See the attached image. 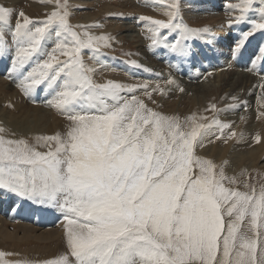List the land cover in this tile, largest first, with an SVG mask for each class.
Segmentation results:
<instances>
[{
    "label": "snow or ice",
    "instance_id": "1",
    "mask_svg": "<svg viewBox=\"0 0 264 264\" xmlns=\"http://www.w3.org/2000/svg\"><path fill=\"white\" fill-rule=\"evenodd\" d=\"M42 2L53 9L38 21L0 5V55L10 49V33L15 45L10 72L22 77L18 87L31 97L43 86L54 94L48 105L70 123L64 136L35 138L46 152L26 138H5L0 128V189L61 211L67 251L44 264H264V185L233 187L235 177L196 153L216 135L214 129L223 135L230 125L216 117L200 123L206 117L195 114L182 122L135 95L142 91L152 100L153 93L165 94L159 84L97 82V69L85 62L84 53L100 64L112 37L93 35L99 24H72L68 0ZM152 2L166 5V19L139 17L149 33L148 48L190 57L188 42L210 29L184 22L182 0ZM229 7L239 12L229 19V28L250 12L258 14L241 33L238 52L264 32V0H240ZM30 63L35 66L25 74ZM165 83L176 81L170 77ZM5 255L0 252V264H6Z\"/></svg>",
    "mask_w": 264,
    "mask_h": 264
},
{
    "label": "rangeland",
    "instance_id": "2",
    "mask_svg": "<svg viewBox=\"0 0 264 264\" xmlns=\"http://www.w3.org/2000/svg\"><path fill=\"white\" fill-rule=\"evenodd\" d=\"M68 2L70 5V10L72 12V16H71L72 24L74 25L76 24H82V25L102 24L103 26L100 25V27L98 28L91 29V32L93 31L92 34L93 35L106 34L112 37L111 47L102 49L104 55L103 57H101L100 64H95L93 61L88 59L89 55H91L90 52L85 51L84 53L85 62L90 67H94L97 69L95 73V77H94L97 82H105L109 79L122 82V83H128V84L148 82L152 87H155L157 84H159L162 88H166L168 84H166L165 82L169 79V77H171L172 79H175L176 84L170 85L171 88L165 89V94L162 95L159 92L152 94V100H154L156 103H153L152 100H150L147 96H145L142 91H137L135 95L138 98L143 99L145 103L147 102L146 103L147 106L152 108L153 110L158 111L160 113H162L161 111H163L162 114L168 115V116H179L182 122L185 116L188 117V116L195 114L197 117H201V118L206 117V119L199 120L198 122L200 123H210L213 117L218 118L220 121L224 123H228L230 127L224 130L223 135H220L219 131L214 129L213 131L216 133V135L206 138L203 146H200L196 149V153L199 156H202L204 158L211 160V158H209L211 153L215 155L218 154L220 158H225V157L220 156V155H223L225 151H221L219 153V150H216V151L213 150L212 145L214 144L216 148L222 147V149H224L225 147H227L228 148L227 150L234 149V150H238L237 152H242L243 154H245L246 152L252 149H260L261 154H260V159H258L257 161L258 163L254 165L253 164L249 165V167L247 165L248 161L245 162V161L240 160V161L235 162V164H228L229 166L227 167H225L224 165L225 163L224 159L223 160L216 159L212 161L218 167L222 166L227 176L236 178L237 184L232 185L233 187H238L240 188V190H246L243 187V185L245 183H248V184L254 185L256 189L259 190L260 186L264 185V166H263L264 165V143H263L264 142V130H263L264 129V115H261V113H264V95L261 99H259L257 105L255 106L254 110L256 114L253 116L251 113V116L248 119V122H251L252 119L253 120L255 119L252 127H250L251 129L245 130L243 126L247 125L246 121L248 117L246 115L245 116L243 115L245 111L249 110L248 106L245 107L242 102V99H238V98L235 101L232 100L229 102L227 100L229 90H227L226 86H224L225 84L227 85L228 81L230 85H233L232 84L234 83L233 81L238 79L236 77L241 75V74H238V72H241V69H243L245 72L247 71L254 72V71H257L258 67L260 66V70H258L259 71L258 74L259 73L260 74L262 73V74L259 75L260 80L258 82V86H259L258 90L264 93V51H262V49H264V32L262 33L258 31L257 33H255L257 35L254 34V36L251 37L248 40V42L245 44V46L238 52L235 51V46H236L235 41H236V38L239 37L238 35L239 33H236V32L230 33V31L228 30V31H223V32L220 31L221 33H218L220 35L212 34L213 27L215 25L221 24L222 26H225V25L228 26L227 24H228L229 19L234 18L235 16L239 15V12L231 10L229 5L237 4L240 2V0H211L210 2L206 3L207 5L206 4L204 5L205 7L204 11L197 10L200 6L203 5V0H182V15L184 18V22L187 23L190 27L210 29V33L204 35L203 38L197 37L188 42L190 49H191V55L190 57L184 58V59L174 56L173 54L169 53L166 49H163V48H156L152 50L148 48V45L150 44V40L147 38L149 36V33L147 32V29L145 27V22H141L139 20V17L140 16H151L156 19H166V16L164 15V12L166 10V5L153 3L152 0H68ZM48 4L49 3L42 2V0H3L0 2V5L13 8L15 9L16 13H18L19 11H23L27 16L29 17L31 16L30 18H32L33 20H37V21L43 20L45 18L46 13H49L51 11L45 10L44 13L40 15H36L32 13L31 8H33L34 6H39V7L41 6L44 9H47L49 7L53 9V4H51V6H49ZM188 11L189 12L192 11V12L189 13ZM199 12L201 13L198 14ZM251 14L258 15L257 13L250 12L248 13V16H250ZM254 17H253L254 19H258V16L257 17L254 16ZM84 18L85 19L91 18L93 20H90L88 22V21H85ZM16 19H17V16L14 13L12 16V26L13 27L15 25ZM132 19L135 21L136 24L130 23L129 25L132 27L131 29L133 31V36L130 38V37H126L125 34L127 33L124 31V26L122 24L124 25L129 24V22L127 21H133ZM133 28L135 29V31ZM232 30L234 31L235 28ZM6 38L9 41L10 49L7 53L0 55V81H1L0 88L3 87L2 89H0V112L5 113V115L8 117H11V116L17 117L18 115H21V114H28L30 115V118H31L36 115L37 116L40 115L41 119L40 121L37 122V125H35L36 120L33 121V119L31 118V121L28 122L26 126L24 127L25 128L29 126H32V127L28 129L25 133L22 130V133L20 134L18 133L16 138H26L28 139L31 145L36 146L38 151L46 152L49 150L48 147L37 144V141L35 138L37 136L52 135L57 132L61 133V135L64 136L66 132L68 131V126L70 122L67 120L65 115H62L61 113H59L55 108L50 107L49 109H47L45 107L46 105H44L42 101H38L39 95L37 93L43 90L45 91L43 86L36 89L33 92L31 97L25 95L24 92L21 90V88L18 87L19 83H17L15 79L19 78L20 75L17 73L10 72L11 65L6 60V57L8 60L9 58H11L12 60V58L15 56V45L12 44L11 42L10 33L7 34ZM52 46H53L52 40H49L48 43L45 45L46 49L48 50H50ZM236 52L238 53V57L236 55ZM165 56H167V59L164 58ZM225 56H228V57H225ZM141 58L149 62H153L155 60L154 62L158 64L156 68L159 70L157 71L155 69H152L154 67L151 66L152 65L151 63L143 64L141 61ZM61 59H63V57H61ZM132 61H136V63L140 65V67L134 66L131 63ZM116 63L119 65H117ZM199 63L200 64L202 63L201 64L202 66H208L209 64L211 66H215V68L213 67L214 69L212 68L210 70L211 72L213 71L210 74L212 76L214 75L213 79L210 82L207 81L209 78V75H207L209 74L208 73L209 70L206 69L205 73L207 75V78L205 77L204 80L201 82L204 83L205 86L209 85L208 89L210 91H208V93L213 94L214 96H216L217 99L219 98L220 101L219 99L218 100L211 99L212 101L209 99L207 101L208 103L206 104V108L203 107L202 111L194 110V112L191 114L190 109H186V110L184 109L185 111L183 109L182 110L181 109L179 110V108L177 109L176 108L178 106L177 105L178 102L176 103L177 99H175L174 102H172L170 99H173L174 96L177 97L181 95L182 91L180 89L177 90V86L178 88H182L181 84L182 85L186 84L185 81L181 78H183V76L186 77L185 75H187L189 71L193 69L196 65H199ZM254 63H258L259 66L256 68L254 66ZM34 66H35L34 63H30L22 71H24L26 74V72L30 70L31 67H34ZM118 66H120L121 68ZM217 67H218V70H217ZM136 69L144 70L149 75V77H145L141 75L140 72L137 71ZM146 69L150 71H146ZM179 69H181L182 71L181 70L178 71ZM248 69H251V70H248ZM7 71L9 72L11 77L10 76L8 77L6 73ZM133 71L140 75L138 76L135 75ZM160 71L162 72L160 73ZM165 74L167 76L166 78L164 76ZM224 76L227 77V79L224 78ZM233 76L234 77L236 76L235 77L236 79L229 78ZM240 78L239 80H242L244 76H240ZM8 82L9 84L13 85L12 89L6 87L8 85ZM177 82H180V83H177ZM198 82L199 80H195L193 84H197ZM214 83H216L217 85H215ZM187 85H189V83ZM45 92L49 95V100H51L54 94L49 91H45ZM208 93L206 95H208ZM202 95H205V94H202ZM231 96H233V94ZM165 98L167 100H165ZM236 101L238 103H236ZM170 102L173 106H171V104H168ZM233 104H240L239 106L243 107L241 111L238 112L239 115L232 116L231 115L232 112H231V113L226 114L225 117H222L224 114L223 110L225 108L230 109L231 108L230 106ZM212 105H215V108H216L215 111L212 110ZM44 108L45 110H42ZM16 110L19 112H16ZM54 116L57 117V120H55L57 123H58V120H60L59 127L55 126L52 131H49L47 134H43L40 128L42 126H46L47 123H53L50 120V117L54 118ZM232 132H235L236 135L230 137V134ZM2 135H4L5 138L13 139L9 137L7 132L2 133ZM216 136H220V138L217 139ZM257 136L260 137L259 141L256 140ZM204 147H207V148L202 150ZM236 147H238V149ZM2 191H7V190L0 189V199L3 198V195L1 194ZM24 200L28 202V200L26 199ZM29 203L36 204L38 206L40 205V204L31 202V201H29ZM40 207L44 208L45 211L50 210V212L51 211L53 212L54 209H57V208L50 207L47 205H40ZM13 218L14 219L12 221L4 213L0 212V219L5 221L6 223L23 224V220L20 216H15ZM63 225H64L63 228L65 229L66 221H64ZM14 229L18 230V228H14ZM63 232H64L63 236L57 242L56 241L55 242L40 241L35 238H23L21 240L13 239V240L5 241V239L2 240V237L0 236V252L7 254L3 257V261L6 262V264L7 262H16V261L21 262V264H44L45 261L58 259L61 255H63L67 251L65 230H63Z\"/></svg>",
    "mask_w": 264,
    "mask_h": 264
},
{
    "label": "bare ground",
    "instance_id": "3",
    "mask_svg": "<svg viewBox=\"0 0 264 264\" xmlns=\"http://www.w3.org/2000/svg\"><path fill=\"white\" fill-rule=\"evenodd\" d=\"M3 1V0H0V2ZM211 0H203V5L200 6L197 10H201V11H204L205 10V7L204 5L208 2H210ZM8 3V1H7ZM12 3V2H11ZM152 3V2H151ZM124 4V3H122ZM149 4V3H148ZM147 4V5H148ZM49 6H51V4H48ZM139 5V4H138ZM137 5V6H138ZM142 5V4H141ZM150 5V4H149ZM148 5V6H149ZM207 5V4H206ZM21 6V5H20ZM136 6V7H137ZM151 6V5H150ZM189 6V5H187ZM135 7V8H136ZM110 8V7H109ZM139 8V7H138ZM141 8V6H140ZM139 8V9H140ZM144 8V7H143ZM32 9V13L33 14H36V15H40L42 13L45 12V10H50L52 11V8H47V9H44L43 7H39V6H34ZM111 9V8H110ZM138 9V10H139ZM196 10V11H197ZM213 10V9H212ZM110 11V10H109ZM31 12V11H30ZM102 12V11H101ZM111 12V11H110ZM189 12V11H188ZM192 12V11H190ZM189 12V13H190ZM201 12H199L198 14H200ZM209 13V12H207ZM238 13V12H237ZM113 14V13H112ZM136 14V13H135ZM193 14V13H192ZM196 14V13H195ZM214 14V13H213ZM204 15V14H203ZM97 16V15H96ZM109 16V15H108ZM254 16H258V15H253L251 14L250 16H248V19H246L244 22H241L239 24H234L232 27H228V26H222L221 24H217L213 27V32L212 34H218V33H221L220 31H230V33L232 32H236V33H239V37L236 38V41H235V44L237 43V41L240 39L241 37V33L243 31H247L249 30V28L251 27L250 26V22H249V19H252ZM29 17V16H28ZM31 17V16H30ZM77 17V16H76ZM124 17V16H123ZM132 17V16H131ZM203 17V16H202ZM105 18V17H104ZM255 18V17H254ZM253 18V19H254ZM85 19V18H84ZM83 19V20H84ZM90 20H93L91 18H86L85 21H90ZM133 20V19H132ZM98 21V20H96ZM95 21V22H96ZM81 22V21H80ZM129 22V24H122L124 26V31L127 33L125 34L126 37H132L133 36V31H132V27L129 26L130 23L131 24H134L135 21H127ZM87 23V22H86ZM221 23V22H220ZM225 23V22H224ZM136 24V23H135ZM102 25V24H100ZM224 25V24H223ZM228 25V24H227ZM103 26V25H102ZM138 26V25H137ZM141 26V25H140ZM136 28V27H135ZM139 28V27H138ZM142 28V27H141ZM211 28V26H210ZM235 30L233 31L232 29ZM134 29V28H133ZM107 30V29H105ZM139 30V29H138ZM240 30V31H239ZM97 31V30H96ZM135 31V29H134ZM140 31V30H139ZM219 31V32H218ZM93 32V31H92ZM122 32V31H121ZM138 32V31H136ZM97 33V32H96ZM113 33V32H112ZM263 33V32H262ZM101 34V33H100ZM228 34V33H227ZM135 35V34H134ZM220 35V34H218ZM257 35V34H255ZM260 35V34H259ZM220 37V36H219ZM123 38V37H122ZM231 38V37H230ZM128 39V38H127ZM133 39V38H132ZM208 39V38H207ZM215 39V38H214ZM248 42V41H247ZM246 42V43H247ZM113 49V48H112ZM141 49V48H140ZM195 50V49H194ZM114 52V51H113ZM89 54V53H88ZM167 54V53H166ZM227 54V53H226ZM242 54V53H241ZM236 55L238 57V53L236 52ZM145 56V54H144ZM150 57V56H149ZM148 57V58H149ZM225 57H228V56H225ZM147 58V57H146ZM164 58L167 59V56H165ZM242 58V57H241ZM256 58V56H255ZM104 59V58H103ZM216 59V58H215ZM225 59V58H224ZM6 60L7 62L11 65V58H9V60L7 59L6 57ZM108 60V58H107ZM153 60V59H152ZM151 60V61H152ZM258 60V59H257ZM5 61V60H4ZM141 61L143 64L145 63H151L152 69H155V70H159L157 69V63H155L154 61L153 62H149V61H146L145 59H142L141 58ZM212 61V60H211ZM223 61V60H222ZM107 62V61H106ZM167 62V60H166ZM187 62V61H186ZM209 62V61H208ZM218 62V61H217ZM246 62V61H244ZM117 64V63H116ZM202 64V63H201ZM200 63L199 65H196L193 69H191L189 71V73L187 75H185L186 77L183 76V79L185 81V85H182L181 84V87L183 89V91L181 92V95L177 96V97H173V99H170L172 102L176 100V103H177V109L179 108V110L181 109H190L191 110V114L194 112V110H198V111H202V108L205 107L206 108V104L208 103L207 101L210 99H215V100H218L216 98V96H214L213 94L211 93H208V91H210L208 88H209V85L205 86L204 83H202L201 81L204 80V78L206 77L207 78V75H209V78L207 81H211L214 77V75H210L212 72L210 71L213 67L215 68V66H211L210 64L208 66H202ZM205 64V63H204ZM7 65V64H6ZM113 65V64H111ZM119 65V64H117ZM150 65V64H149ZM167 65V64H166ZM206 65V64H205ZM233 65V64H232ZM169 66V64H168ZM242 66V65H241ZM254 66L257 68L259 66L258 63H254ZM30 67V66H29ZM120 67V66H118ZM145 67V66H144ZM172 67V66H171ZM121 68V67H120ZM119 68V69H120ZM143 68V67H142ZM213 68V69H214ZM222 68V67H221ZM10 69V68H9ZM8 69V71H9ZM113 69V68H112ZM124 69V68H122ZM144 69V68H143ZM150 69V68H149ZM166 69V68H165ZM170 69V68H169ZM206 69H208V73L206 75L205 71ZM137 71L140 72L141 75L145 76V77H149V75L144 71V70H140V69H136ZM181 69H179L178 71H180ZM204 70V72H203ZM217 70H218V67H217ZM220 70V69H219ZM249 70V69H248ZM258 70H260V66L258 67L257 71H254V72H245L243 69H241V72H238V74H241L239 75L238 79H236L234 76L233 77H229L230 79H236V80H232L234 83H232L233 85H230L228 82H227V85L225 84L224 86H226L227 90H229V94H228V97H227V100L230 102L232 101V97H236L238 99H242V102H246V105L245 103L244 106H248V111H245L244 112V115L243 116H247V125L243 126L246 129H251L250 127H252L253 125V122L254 120L252 119L251 122H248V119L249 117L251 116V113L252 115L254 116L256 114L255 112V106L257 105L259 99H261L264 95V93L262 91H259L258 90V82L260 80V76L261 75L260 73L258 74ZM6 72L8 77L10 76L9 72ZM147 71V70H146ZM169 71V70H168ZM172 71V70H171ZM182 71V70H181ZM162 71H160L161 73ZM225 72V71H224ZM133 73L135 75H140V74H137L136 72L133 71ZM134 75V76H135ZM157 75V74H156ZM236 75V74H235ZM165 78L167 77L166 74L164 75ZM181 76V75H180ZM217 76V75H216ZM228 76V75H227ZM240 76H244V78L242 80H239ZM11 77V76H10ZM220 77V76H219ZM22 77L20 76L19 78H16L15 81L17 83L20 82V79ZM164 78V77H163ZM170 78V77H169ZM224 78L227 79V77L224 76ZM217 79V78H216ZM221 79V78H220ZM223 79V77H222ZM241 79V78H240ZM13 80V79H11ZM175 80V79H174ZM178 80V79H177ZM195 80H199V82L197 84H193ZM227 81V80H226ZM224 81V82H226ZM1 82V81H0ZM14 82V81H13ZM181 82V81H180ZM180 82H177V83H180ZM7 83V82H6ZM15 83V82H14ZM189 83V85H187ZM238 83V84H237ZM215 85H217L216 83H214ZM224 84V83H223ZM235 84V85H234ZM2 85V84H1ZM15 85V84H14ZM212 85V84H211ZM260 85V84H259ZM7 88H10L12 89L13 85L12 84H9L8 82V85L6 86ZM15 87V86H14ZM3 87H1L0 89H2ZM168 88H171L170 85H168L166 88L164 89H168ZM211 88V87H210ZM181 88H178L177 86V90H179ZM174 92V91H173ZM242 92V93H241ZM37 93V92H36ZM167 93V92H166ZM169 93V92H168ZM208 93V95H206ZM35 94V93H34ZM39 96H38V101H42V103L44 105H46L45 107L47 109L50 108V106L48 105V101H49V95L43 90L41 92H38L37 93ZM172 94V93H170ZM202 94H205V95H202ZM233 94V96H231ZM163 95V94H162ZM5 96V95H4ZM231 96V98H230ZM172 97V96H171ZM170 97V98H171ZM3 100V99H2ZM160 100V99H158ZM157 100V101H158ZM163 100V99H162ZM165 100H167L165 98ZM169 100V101H170ZM225 100V99H224ZM187 101V103H186ZM212 101V100H211ZM220 101V99H219ZM168 102V101H167ZM225 102V101H224ZM20 103V102H18ZM147 103V102H146ZM149 103V102H148ZM156 103V102H155ZM236 103H238L236 101ZM167 104V103H166ZM168 104H171L168 103ZM21 105V104H20ZM157 105V104H156ZM240 105V104H239ZM242 105V103H241ZM17 106V105H16ZM171 106H173L171 104ZM219 106V105H218ZM11 107V106H10ZM244 107V108H245ZM163 108V107H162ZM232 108V107H231ZM230 108V109H231ZM243 107H236V108H233V109H228V108H225L223 111H224V114L222 117H225L226 114L228 113H234L231 115H239L238 112L241 111ZM19 109V108H18ZM161 109V108H160ZM42 110H45L42 109ZM166 110V109H165ZM173 110V109H172ZM184 110V111H185ZM14 112V111H13ZM16 112H19L16 110ZM15 112V113H16ZM44 112V111H42ZM163 113V111H161ZM165 112V111H164ZM196 112V111H195ZM169 113V112H168ZM198 114V113H197ZM200 114V113H199ZM241 114V113H240ZM39 115V114H38ZM170 115V114H169ZM201 115V114H200ZM41 116H34V117H31L33 119V121H35V125H37V122L40 121V118ZM187 117V116H185ZM203 117V116H202ZM221 117V118H222ZM31 118H30V115L28 114H21V115H18L17 117L16 116H11V117H8L5 115V113H2L0 112V128H3L5 131L4 132H7L9 137L11 138H16L17 137V134L19 133H22V130L24 131V133L30 129L32 126H29L27 128H25L24 126H26V124L28 122L31 121ZM211 118V117H210ZM183 119V118H182ZM209 119V117H208ZM239 119V118H238ZM50 120L53 122V123H47L46 126H42L40 128V130L42 131L43 134H47L49 131H52L54 129L55 126L59 127V121L58 120V123L55 121L57 120V117L54 116V118L50 117ZM233 120V119H232ZM233 122V121H232ZM239 122V120H238ZM25 124V125H24ZM240 124V123H239ZM234 126V125H233ZM239 127V126H238ZM244 130V129H243ZM264 130V129H263ZM45 131V132H44ZM236 131V129H235ZM243 132V131H242ZM263 132V131H262ZM53 133V132H52ZM53 135V134H52ZM246 135V134H245ZM261 135V134H260ZM262 136V135H261ZM263 137V136H262ZM241 140V139H240ZM245 140V139H244ZM215 143V142H214ZM213 143V144H214ZM241 143V142H240ZM264 143V142H263ZM211 145V144H210ZM208 146V145H207ZM213 146V150L216 151V150H219V153L221 151H225L223 155H220L222 157H225V158H220L217 155L211 153L210 154V157L211 160H216V159H219V160H223L224 159V165L225 167L229 166L228 164H235V162L237 161H245L249 167V165H254V164H257L258 162V159H260V154H261V150L260 149H252V150H249L248 152H246L245 154H243L242 152H237L238 150H234V149H231V150H227L228 148L225 147L224 149H222V147H218L216 148L215 144L212 145ZM229 147V146H228ZM260 147V146H259ZM205 148L207 147H204L202 150H204ZM238 149V147H236ZM201 150V151H202ZM263 150V149H262ZM263 152V151H262ZM205 153V152H203ZM217 153V152H216ZM243 155H242V154ZM206 155V154H205ZM227 156V157H226ZM239 164V163H238ZM262 164V163H261ZM241 165V164H240ZM259 166V165H258ZM264 166V165H263ZM227 169V168H226ZM1 194L3 195V198L0 199V212L4 213L10 220L13 221V217L15 216H20L23 220V224H8L6 223L5 221H3L2 219H0V236L2 237V240L5 239L6 240H13V239H23V238H35L37 240H40V241H51V242H57L60 240V238L63 236L64 232L63 230H65L63 228V223H64V217L61 213V211L59 209H54L53 212L50 210L49 211H45L44 208L40 207V205H36V204H32V203H29V200L28 202L25 201L24 199L16 196L15 194L13 193H10V192H7V191H2ZM32 202V201H31ZM50 209V208H49ZM2 216V215H1ZM13 216V217H12ZM31 219V220H30ZM16 221V220H15ZM18 222V221H17ZM14 223V222H13ZM14 228H18L17 229H14ZM18 241V240H17ZM52 246V245H51Z\"/></svg>",
    "mask_w": 264,
    "mask_h": 264
}]
</instances>
